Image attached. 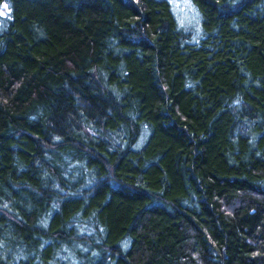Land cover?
Instances as JSON below:
<instances>
[{"label":"trees","instance_id":"1","mask_svg":"<svg viewBox=\"0 0 264 264\" xmlns=\"http://www.w3.org/2000/svg\"><path fill=\"white\" fill-rule=\"evenodd\" d=\"M0 0V264H264V0Z\"/></svg>","mask_w":264,"mask_h":264},{"label":"rangeland","instance_id":"2","mask_svg":"<svg viewBox=\"0 0 264 264\" xmlns=\"http://www.w3.org/2000/svg\"><path fill=\"white\" fill-rule=\"evenodd\" d=\"M173 10L181 22L186 27H193L196 35L200 34V19L199 12L193 5L191 0H169ZM6 7H4L1 12L4 13Z\"/></svg>","mask_w":264,"mask_h":264},{"label":"snow or ice","instance_id":"3","mask_svg":"<svg viewBox=\"0 0 264 264\" xmlns=\"http://www.w3.org/2000/svg\"><path fill=\"white\" fill-rule=\"evenodd\" d=\"M5 7H7L6 5H5ZM4 13H2V12H0V15H3Z\"/></svg>","mask_w":264,"mask_h":264}]
</instances>
